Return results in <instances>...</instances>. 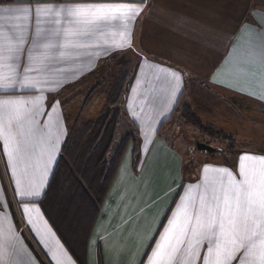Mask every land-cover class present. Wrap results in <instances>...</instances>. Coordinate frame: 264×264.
Here are the masks:
<instances>
[{"label": "snow or ice", "instance_id": "1", "mask_svg": "<svg viewBox=\"0 0 264 264\" xmlns=\"http://www.w3.org/2000/svg\"><path fill=\"white\" fill-rule=\"evenodd\" d=\"M151 7V0H0V158L15 194L14 205L0 185V264H39L18 229L15 208L49 264H82L40 205L68 135L61 91L116 53L137 57L131 93L138 103L128 99L126 111L140 136L124 154L120 173L134 168L143 175L187 75L137 50L136 23ZM225 52L208 68L206 86L264 103V0L241 14ZM257 82L259 91L250 90ZM137 148L144 160L138 154L133 164ZM235 155L232 164L201 162L194 181L183 170L172 176L165 195L174 198L160 213L166 223L157 221L138 264H264V153Z\"/></svg>", "mask_w": 264, "mask_h": 264}, {"label": "crops", "instance_id": "2", "mask_svg": "<svg viewBox=\"0 0 264 264\" xmlns=\"http://www.w3.org/2000/svg\"><path fill=\"white\" fill-rule=\"evenodd\" d=\"M151 3V11L144 14L143 18L136 23L135 45L137 50L143 49V54L147 55L150 60L172 66L187 74L186 87L180 97V102L175 106L169 118L163 121L162 126L166 120H172L177 108L185 103L203 122L232 135L234 130L237 131L243 127L244 131L250 124L264 128V103L242 92L206 86L208 85V68L226 55L225 49L230 35L235 30L241 14L246 13L247 8L252 4L259 7L260 0H151ZM118 56L125 57L122 64L125 63L133 75L137 57L131 52L129 54L116 53L106 59H100L94 71L88 72L75 83L65 87L60 96L69 97L68 101H70L71 97L83 95L92 90L97 86L95 82H92L95 77L100 72L107 73ZM133 84L132 79L129 88L123 94L122 107L124 116L137 129L126 111L128 99H131L134 105L138 103V97L131 93ZM245 87L248 86L245 85ZM250 90L259 91V83L251 85ZM24 94L33 95L34 93L25 92ZM247 104H251L257 121L252 122L251 118L247 117ZM69 105H71L70 102L64 105L68 132L72 121L77 118L75 116L74 120H70ZM81 106L72 109V112L84 111L85 109ZM190 125L200 132L197 127ZM137 138L139 141L138 129ZM256 138L264 139V133ZM133 146L134 142H128L90 232L86 248V264H97L98 248L103 264H131L133 261L138 264L141 253L145 251L143 245L151 244L147 237L151 235V230L157 227V221H162L160 213L169 206V200L174 198L171 194L166 196L165 191L171 183L172 176L180 174L183 170V159L178 150L158 135L157 143L145 163L143 175H136V170L133 168L121 174V161L127 150ZM239 152L264 153V151H237L235 149L231 154L235 162L238 161V156L235 154ZM140 154V159L143 161L144 155ZM209 162L219 164L214 160ZM0 163L5 169L3 158H0ZM195 166L193 162L192 167ZM183 175L185 179L194 181L199 175V167L192 170L191 174L183 173ZM118 177H120L119 183H117ZM5 179L9 198L15 205V196L11 192L6 174ZM145 181L148 182L147 186ZM15 211L21 222L18 229H27L28 226L24 223L19 208H15ZM162 222L166 223V221ZM158 230L162 231V228ZM38 247L44 253L40 244Z\"/></svg>", "mask_w": 264, "mask_h": 264}, {"label": "trees", "instance_id": "3", "mask_svg": "<svg viewBox=\"0 0 264 264\" xmlns=\"http://www.w3.org/2000/svg\"><path fill=\"white\" fill-rule=\"evenodd\" d=\"M132 77V73L123 63L118 76L112 79L104 92L98 115L83 118L79 115L81 111L77 114L62 147V158L58 160L50 177L48 194L40 205L49 224L79 255L82 264L87 262L86 248L89 235L121 156L128 142L132 141L134 145L137 143L136 135L128 132L119 141V146L110 153L122 116L116 105L129 88ZM93 95L90 94L81 106L82 109L91 104ZM177 110L200 131L218 139L228 140L229 143L224 150L235 148V137L231 133L203 122L188 104H181ZM138 154L141 158L137 148L133 152V164L136 163ZM97 264H103L99 248Z\"/></svg>", "mask_w": 264, "mask_h": 264}, {"label": "rangeland", "instance_id": "4", "mask_svg": "<svg viewBox=\"0 0 264 264\" xmlns=\"http://www.w3.org/2000/svg\"><path fill=\"white\" fill-rule=\"evenodd\" d=\"M125 61L124 56H118L115 59V62L112 63L111 67L107 71V73L100 72L98 76L95 77L96 87L83 95H78L75 97H71L70 101L69 97L60 96L59 99L66 100L70 102L68 114L70 115V120H74L75 116L79 112H72L77 107H80L85 103L90 94L93 95V101L89 104L84 111H81L79 115L83 118H93L96 117L99 113V110L102 107L104 92L108 89V85L112 81L113 78L118 76L120 70L122 69V62ZM130 71V70H129ZM131 72V71H130ZM103 74V75H102ZM102 75V76H100ZM123 95L119 99L117 103V108H119L122 112V116L118 122L117 130L114 138L113 145L111 147L110 153L113 152L114 145L116 141H120L121 138L126 134V132H130L133 135H136L137 138V129L133 127V124L124 116L123 107H122ZM73 109V110H72ZM251 104H247L246 115L248 118H251L250 121L254 122L257 117L252 110ZM67 114V113H65ZM257 121V120H256ZM74 121H72V124ZM240 124V123H239ZM250 124V123H249ZM249 127V128H248ZM264 127V126H263ZM130 128V129H129ZM222 128V127H219ZM237 129V131H233V135L242 139H234V145L237 151L238 150H250V151H264V139H257L256 136H259L261 133H264V128H261L260 125H248L244 131L242 129ZM193 128L188 120L185 117L181 116L180 111L176 110L174 113V117L172 120H166L164 125L159 128V136L165 138L169 145L173 146L176 150H178L179 154L183 159V173L191 174L192 170L196 169L200 166L201 162L210 160L217 161L219 164H224L227 160L229 164L235 162L234 158L231 157L234 149L224 150L229 141L225 139H218L216 137H209L207 133L205 134L202 131H198ZM254 134V135H253ZM138 140V138H137ZM263 141V142H261ZM205 143L212 148L220 149L218 151L210 152L206 149L199 148L197 144ZM193 162L196 164L195 167H192ZM194 178V176H192ZM0 185H3L7 188V183L5 179V171L3 165L0 163ZM193 180V179H192ZM15 196V194H14ZM18 227L21 226L20 220L17 218ZM22 235L24 236L25 243L28 245L30 249H32L33 254L39 261V264H49L47 262V256L41 252L40 247L34 234L27 227V229L23 228Z\"/></svg>", "mask_w": 264, "mask_h": 264}, {"label": "water", "instance_id": "5", "mask_svg": "<svg viewBox=\"0 0 264 264\" xmlns=\"http://www.w3.org/2000/svg\"><path fill=\"white\" fill-rule=\"evenodd\" d=\"M197 146L199 148H202V149H206L207 151H210V152H214V151H218L220 149H217V148H212L211 146L205 144V143H202V144H197Z\"/></svg>", "mask_w": 264, "mask_h": 264}]
</instances>
